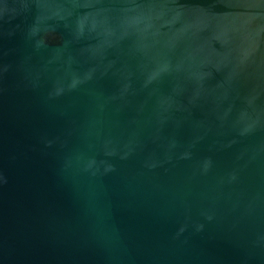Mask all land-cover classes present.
Instances as JSON below:
<instances>
[{
    "label": "water",
    "instance_id": "1",
    "mask_svg": "<svg viewBox=\"0 0 264 264\" xmlns=\"http://www.w3.org/2000/svg\"><path fill=\"white\" fill-rule=\"evenodd\" d=\"M0 264H264V0H0Z\"/></svg>",
    "mask_w": 264,
    "mask_h": 264
}]
</instances>
